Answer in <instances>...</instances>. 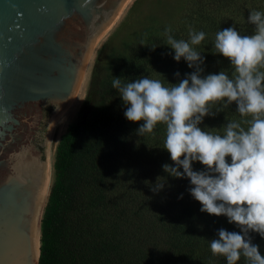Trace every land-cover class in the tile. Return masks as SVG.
<instances>
[{"label":"trees","instance_id":"trees-1","mask_svg":"<svg viewBox=\"0 0 264 264\" xmlns=\"http://www.w3.org/2000/svg\"><path fill=\"white\" fill-rule=\"evenodd\" d=\"M250 10L264 13V0H186L175 25L126 45L110 77L102 81L88 115L70 122L56 145L53 180L41 218L38 264H227L225 257L212 254L210 240L218 238L221 228L241 229L224 215L202 212L189 191L190 179L164 171V164L175 166L163 148L166 125L159 123L153 133L138 135L143 121L125 117L127 106L112 82L119 77L127 84L147 76L170 88L186 78L195 69L183 58L174 59L164 33L170 27L175 39L189 41V26L206 34L201 44L193 45L206 58L202 76L224 70L232 78L231 62L214 53L215 36L233 26L241 35L254 34L255 26L247 19ZM236 109L235 102L227 107L213 105L216 114L206 116L198 126L220 135L228 122L247 129L244 121L252 116L242 117ZM193 169L206 171L198 161H193ZM157 179L164 187L153 191ZM249 235L264 255V237L256 232ZM237 264L249 262L242 255Z\"/></svg>","mask_w":264,"mask_h":264},{"label":"clouds","instance_id":"clouds-1","mask_svg":"<svg viewBox=\"0 0 264 264\" xmlns=\"http://www.w3.org/2000/svg\"><path fill=\"white\" fill-rule=\"evenodd\" d=\"M247 19L255 26L254 34L241 35L233 26L215 36L214 53L231 62L232 78L224 70L202 76L206 58L193 45L201 44L206 34L189 26V41L175 39L170 27L164 33L166 44L174 49V59L183 58L195 69L186 78L170 88L147 76L127 84L119 77L112 82L127 106L125 117L143 121L138 135L153 133L159 123L166 125L163 148L175 166L164 164V171L190 179L193 187L189 191L202 205V212L224 215L241 229L221 228L218 238L210 240L212 254L225 257L227 264H237L242 255L249 264H264L259 245L249 235L256 232L264 237V13L250 10ZM234 102L242 117L252 116L251 121H244L247 129L241 123L228 122L225 134L220 135L198 126L206 116L216 114L213 105L227 107ZM193 161L203 164L206 171H195ZM163 187L157 179L153 191Z\"/></svg>","mask_w":264,"mask_h":264},{"label":"water","instance_id":"water-1","mask_svg":"<svg viewBox=\"0 0 264 264\" xmlns=\"http://www.w3.org/2000/svg\"><path fill=\"white\" fill-rule=\"evenodd\" d=\"M129 1L0 0V264H38L51 118L74 98L91 46Z\"/></svg>","mask_w":264,"mask_h":264},{"label":"rangeland","instance_id":"rangeland-1","mask_svg":"<svg viewBox=\"0 0 264 264\" xmlns=\"http://www.w3.org/2000/svg\"><path fill=\"white\" fill-rule=\"evenodd\" d=\"M185 1L130 0L120 18L92 50L86 63L78 104L64 123L55 142V149L67 125L76 118L83 119L88 115L98 99L102 81L110 77L112 66L126 53V45L145 40L150 33L159 32V28L175 25L180 20Z\"/></svg>","mask_w":264,"mask_h":264},{"label":"bare ground","instance_id":"bare-ground-1","mask_svg":"<svg viewBox=\"0 0 264 264\" xmlns=\"http://www.w3.org/2000/svg\"><path fill=\"white\" fill-rule=\"evenodd\" d=\"M121 13L118 14L116 16V18L114 19V22L104 32H102L98 36V38L96 39V41L94 42V44L90 48V53L87 57V61L89 59V56H90L92 50L100 42V40L104 37L106 32L108 30H110V28L115 24V22L118 20V18H120L119 16L121 15ZM87 61H86V63H87ZM84 72H85V70H84ZM83 78H84V75H83ZM80 88H81V86H80ZM80 88H79V90H80ZM79 90L77 91L74 98L59 113H57L54 117L51 118V126L49 127L47 139H46V151H45L46 161L45 162L43 161V163H44V175H45L44 177H46V179H48V186H47L46 192H45L46 196H47L48 189H49V187L52 183V180H53V162H54V153H55V142L58 138L59 133L61 132V129H62L64 123L67 120H69L68 118L73 114L74 110L76 109V106H77L78 101H79V95H78ZM40 212H41V210H40ZM39 218H40V215L38 214V217H37V233H36V256H37L38 251H39V229H38L39 228Z\"/></svg>","mask_w":264,"mask_h":264}]
</instances>
